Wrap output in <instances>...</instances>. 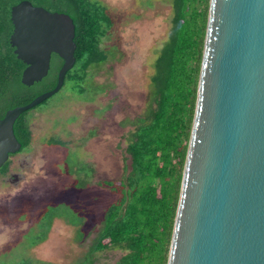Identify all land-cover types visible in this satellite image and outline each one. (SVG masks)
<instances>
[{
    "label": "water",
    "instance_id": "95a60500",
    "mask_svg": "<svg viewBox=\"0 0 264 264\" xmlns=\"http://www.w3.org/2000/svg\"><path fill=\"white\" fill-rule=\"evenodd\" d=\"M10 44L32 86L54 89L0 119V168L21 144L16 120L58 93L76 63L75 25L23 1ZM167 264H264V0H210L194 120Z\"/></svg>",
    "mask_w": 264,
    "mask_h": 264
},
{
    "label": "trees",
    "instance_id": "16d2710c",
    "mask_svg": "<svg viewBox=\"0 0 264 264\" xmlns=\"http://www.w3.org/2000/svg\"><path fill=\"white\" fill-rule=\"evenodd\" d=\"M77 1L80 4L71 3L67 11L75 25L76 63L67 73L63 90L71 86L72 93L83 96L91 66L109 62L104 40L112 31L113 21L103 5ZM209 3L171 1V29L153 64L150 103L146 112L132 121L135 128L130 131L127 147L131 170L117 185L101 183L121 195L104 218L106 228L101 230L99 240L101 247L102 240L109 238L112 249L127 251L118 264L168 262L196 108ZM13 4V0H0V119L8 110L27 105L54 89L62 66L60 60L42 81L32 86L22 84L25 64L10 44ZM28 115L24 113L14 125L15 135L24 147L31 139Z\"/></svg>",
    "mask_w": 264,
    "mask_h": 264
},
{
    "label": "rangeland",
    "instance_id": "374dc122",
    "mask_svg": "<svg viewBox=\"0 0 264 264\" xmlns=\"http://www.w3.org/2000/svg\"><path fill=\"white\" fill-rule=\"evenodd\" d=\"M103 1L114 22L112 31L107 33L104 40L108 48L106 55L111 62L91 66L83 96L72 93L69 86L38 109L47 108L33 111L32 145L36 156L40 158L37 166L40 172L38 178H34L36 180L33 184L38 200L49 197L56 184L60 187L71 182V178H59L57 174L60 171L58 166L69 153L67 148L47 144L50 138L57 135L61 136L69 148L81 146L83 154L89 158L87 160L94 164L95 182L109 180L117 185L125 178L126 172L131 170L127 147L130 131L135 128L132 121L142 116L150 103L152 66L171 29V0ZM92 132L95 135L91 136ZM79 155L77 152L72 154L68 158L69 162L77 163L80 167L82 161H79ZM45 171L49 176L42 174ZM90 174L92 172H85L84 177ZM79 180L82 182L86 178L82 179L80 175L77 177L78 184L81 185ZM45 181L47 186H44ZM43 186L46 191L42 189ZM89 190L88 197H99L98 211L101 217L104 206L110 201L114 203L117 197H109L107 190L99 189L94 184ZM74 192L68 191L49 203L58 205L56 212L51 210L52 215L64 219L66 223L70 222L69 225L75 228L74 232L72 228L59 223V227H62L59 233L60 243L62 248L66 247L63 254L43 256L46 252L43 254V248H38L36 259L26 250L39 243L38 238H31L16 247L17 249L14 248L13 255L4 256L1 264H52L42 260L55 264H85L88 257L77 259L81 249L70 240L73 234L82 239L81 233L84 232L77 230L82 220L78 212L82 205L74 202ZM96 240L93 241L94 247ZM48 252L51 253L49 250ZM108 255L112 257V264H116L124 253L112 250Z\"/></svg>",
    "mask_w": 264,
    "mask_h": 264
},
{
    "label": "flooded vegetation",
    "instance_id": "af4514ba",
    "mask_svg": "<svg viewBox=\"0 0 264 264\" xmlns=\"http://www.w3.org/2000/svg\"><path fill=\"white\" fill-rule=\"evenodd\" d=\"M23 1H29L34 6L44 8L51 13H62V14H67L69 5H71V3L78 2L76 4H80L79 3L80 1L77 0H13L14 4L12 7L18 5ZM88 1L91 2L90 4L97 3V5H103L108 13V7L105 5L104 1L103 2L102 0H88ZM171 8H172V17H173L172 4H171ZM109 18L113 21L110 14H109ZM113 26H114V22H113ZM13 51H15V49ZM119 53L122 52L119 51ZM60 60L63 65V60L57 54H52L51 62H50V70L48 75L50 74L52 65ZM110 62L111 61H109V63ZM26 67L27 66L25 64V68ZM60 69L57 72V81H58V74ZM46 77H44L43 79H45ZM64 85L59 92L63 90ZM56 94L54 96H56ZM51 98H53V96ZM51 98L47 99L37 107L27 111L29 112V115L26 117V119L29 122L28 127L30 130V138H31L30 143L28 146L24 147L16 137L18 142L21 144L20 150L15 153H11L8 157V160L0 168V264L3 263L2 258L4 256L13 255L14 250L17 249L16 247L20 246V244L25 243L28 239L31 238L39 239L38 240L39 243L37 244L35 243L34 245L26 249L28 251L27 253L32 254L34 258H36L35 254L38 248H43L42 249L43 254L46 252L45 255L43 256L63 254L62 252L63 250L65 251L66 247L62 248L63 245L62 243H60L59 233L62 227H59L60 226L59 223H63V225H65V227L67 228H72L74 232H75V228L74 226L69 225L70 222L66 223L64 219H61L55 214L52 215L51 210L54 209L55 211L58 205H50L49 203L50 201L53 202L54 198L65 195L68 192V189L75 184L76 187L73 188V192L74 191L76 192V193L74 192L75 193L74 202L79 203L80 206L81 205L83 206V208L81 206V208L78 211L80 218L82 220H80V224L77 230L80 229L81 231H84L81 233L82 239H79V237H75V234H73V238L70 239L72 241V244L74 243L78 245V247L81 249V252L80 254H78L77 259L85 256L88 257V260L86 261L85 264H112V257L111 255H108L109 252H112V250L122 251L124 253L122 257H124L127 254V252L122 248L112 249V245L109 238H105L102 240L101 242L103 245L102 247L99 245V240H100L101 230L106 228V222L104 218L107 212H110V210L112 209V205L117 204L119 202L121 195L120 193L113 191L110 187L101 185V183L112 182V181L104 180V181L95 182L94 164L89 160H87L89 158L83 154L81 146L77 145L74 148H69L67 147L66 142L61 138V136L58 135L50 138V140L47 141V144L52 145L53 147L67 148V152L69 153H67L65 160L60 164L62 167H60V165L58 166V169H60V171H58L57 174L59 178H63V179L71 178V182L66 184L65 186L63 185L60 187L58 186V184H56L55 187L53 188L51 195H49V197H47L46 199L44 198L38 200L37 198L38 194L36 193L33 184H35L34 182L36 180V179L34 180V178H36L40 172L39 167L37 169L40 158L36 156L35 153L36 150L33 149V145H32L33 120H34L33 111L43 110L47 108V107H43V109H38L40 108V106L45 105L46 102ZM93 135H95L94 132L91 133V136ZM75 152L80 154L79 155L80 158L79 157L78 158L80 162L82 161V164L80 165L81 168L78 167L77 163L69 162L68 158L71 157L72 154H74ZM72 171L74 173H70ZM85 172H92V174L88 175V177H84ZM42 174L49 176V173H46V171ZM79 175L82 179L86 178V180H82V182L81 180H79L81 182V185H79L77 181V177ZM93 184L99 187V189L107 190L109 197L112 195H116L117 197L114 203H112L111 201L110 202L107 201L109 203L105 206L103 205L104 211L101 217L98 211V207H100L99 197L96 198L94 196L92 198V197H88L87 195V193L90 192L89 189ZM47 185L48 183L47 181H45L44 186ZM44 186L42 189L46 191ZM3 187L6 188L3 190ZM100 209H102V207ZM95 239L97 240L95 241L96 246L94 247L93 241ZM4 244L6 245L4 246ZM48 250L51 253H49ZM42 261L55 264L52 261H47V260H42ZM118 262L116 264H118Z\"/></svg>",
    "mask_w": 264,
    "mask_h": 264
}]
</instances>
